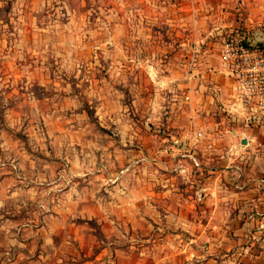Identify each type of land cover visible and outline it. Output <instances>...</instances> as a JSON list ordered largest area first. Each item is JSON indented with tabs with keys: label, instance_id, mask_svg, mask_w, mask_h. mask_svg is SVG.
Wrapping results in <instances>:
<instances>
[{
	"label": "crops",
	"instance_id": "0c3cea01",
	"mask_svg": "<svg viewBox=\"0 0 264 264\" xmlns=\"http://www.w3.org/2000/svg\"><path fill=\"white\" fill-rule=\"evenodd\" d=\"M135 5L125 36L139 44L122 49L121 67L138 89L139 118L156 128L116 127L105 140L95 131L88 141L79 139L82 129L49 132L45 157L30 161L24 177L31 214L19 220L13 203L0 220V264H240L241 244L264 242V127L229 125L222 113L232 81L221 72L213 37L239 26L250 32L264 20V0ZM165 52L171 58L153 63L156 86L147 99L146 56ZM99 84L91 90L95 118L129 117L120 97ZM78 95L66 104L79 105ZM54 98L45 95V120L65 118Z\"/></svg>",
	"mask_w": 264,
	"mask_h": 264
},
{
	"label": "rangeland",
	"instance_id": "374dc122",
	"mask_svg": "<svg viewBox=\"0 0 264 264\" xmlns=\"http://www.w3.org/2000/svg\"><path fill=\"white\" fill-rule=\"evenodd\" d=\"M130 1L0 0V220L9 218L8 207L13 203L17 204L19 220L31 214V184L24 177L30 161L45 157L49 132L55 135L60 127L82 129L78 137L88 141L95 131L105 140L108 129L116 127L156 128L139 118L133 104L138 89L132 79L127 85L121 67L127 59L122 49H136L139 44L125 36L126 17L137 14V0L131 11L127 8ZM262 21L252 25L253 35L258 32L256 23ZM239 28L246 30L244 26ZM153 35L147 41L149 55L156 51L152 48L157 45ZM111 50L118 52L112 54ZM170 56L169 52L154 58L146 56V65L151 67L146 74L144 92L151 94L147 99L153 98L156 86L151 80L157 76L153 63L158 59L159 64H165ZM97 81L120 97L117 99L127 106L129 117L95 118L90 104L96 101L91 90ZM73 94L78 95L80 104H69L73 112L63 110ZM45 95H56L52 103L65 118L45 120ZM113 138L118 144V136ZM254 242L240 245L244 255L241 263L264 264V242ZM252 253L262 256L254 259Z\"/></svg>",
	"mask_w": 264,
	"mask_h": 264
},
{
	"label": "built area",
	"instance_id": "2783aa9c",
	"mask_svg": "<svg viewBox=\"0 0 264 264\" xmlns=\"http://www.w3.org/2000/svg\"><path fill=\"white\" fill-rule=\"evenodd\" d=\"M264 33V21L255 25ZM218 44L221 72L232 81L228 103L222 113L231 122L264 127V47L254 44L253 34L241 29L224 30L213 35ZM188 81L194 75L188 72ZM228 129L226 133H230ZM196 138H203L202 132Z\"/></svg>",
	"mask_w": 264,
	"mask_h": 264
},
{
	"label": "water",
	"instance_id": "95a60500",
	"mask_svg": "<svg viewBox=\"0 0 264 264\" xmlns=\"http://www.w3.org/2000/svg\"><path fill=\"white\" fill-rule=\"evenodd\" d=\"M253 42L254 44L264 47V33L259 32V31L257 33H254ZM242 144H245V141H242Z\"/></svg>",
	"mask_w": 264,
	"mask_h": 264
}]
</instances>
